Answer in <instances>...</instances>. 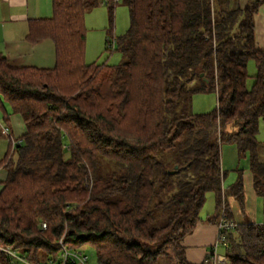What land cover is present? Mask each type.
<instances>
[{
	"label": "trees",
	"instance_id": "obj_1",
	"mask_svg": "<svg viewBox=\"0 0 264 264\" xmlns=\"http://www.w3.org/2000/svg\"><path fill=\"white\" fill-rule=\"evenodd\" d=\"M263 2L52 0L51 17L30 21L27 39L53 43V68L12 67L0 55L3 119L15 114L24 126L23 145L2 161L0 246L28 264L58 262L61 237L92 248L97 264H189L181 241L206 195L215 224L221 209L231 221L226 196L243 197L241 174L223 189V144L248 156L264 198V50L253 26ZM118 4L129 18L115 37L120 63L86 64L85 13L105 6L112 24ZM210 93L215 109L194 113L193 96ZM226 242L228 264H264V224L236 225Z\"/></svg>",
	"mask_w": 264,
	"mask_h": 264
},
{
	"label": "crops",
	"instance_id": "obj_2",
	"mask_svg": "<svg viewBox=\"0 0 264 264\" xmlns=\"http://www.w3.org/2000/svg\"><path fill=\"white\" fill-rule=\"evenodd\" d=\"M249 1L229 0V5L243 9ZM51 15L52 0H0V55L10 66L53 68L55 65L53 43L48 39L34 42L27 39L28 23L32 20L50 18ZM253 26L255 47L264 50V2L253 15ZM3 113L4 109L0 108V190L6 178V169L2 161L11 151L10 136L21 137L24 133L23 122L18 115H9L5 122ZM259 142L261 143L259 156L264 160V142ZM220 162L221 170L225 173L223 189L226 190L236 181L238 174H241L242 199L229 195L225 198L231 221L235 225L264 224V198L255 192L248 156L240 157L235 145L223 144ZM215 216V199L213 194L209 193L206 195L194 230L181 241L187 263L202 264L207 257H211L218 236L217 224L210 221L216 219ZM216 253L223 255L224 248L218 247Z\"/></svg>",
	"mask_w": 264,
	"mask_h": 264
},
{
	"label": "rangeland",
	"instance_id": "obj_3",
	"mask_svg": "<svg viewBox=\"0 0 264 264\" xmlns=\"http://www.w3.org/2000/svg\"><path fill=\"white\" fill-rule=\"evenodd\" d=\"M104 13V16H103ZM129 25L128 12L126 7L118 4L114 10L113 23L110 24L109 16L105 6H99L88 10L84 16L85 29V51L84 62L96 65H117L121 61L118 51H110L106 46L107 36L118 37L125 33ZM112 31L113 33H110ZM112 34V35H111ZM116 49V48H115ZM247 88H251L256 67L253 60H249L246 66ZM217 97L215 93L197 94L192 99L194 113H207L215 109ZM258 140L264 142V119L259 122ZM66 148V146H65ZM88 256L90 264H97L96 255L92 248H82ZM221 252V251H220Z\"/></svg>",
	"mask_w": 264,
	"mask_h": 264
},
{
	"label": "built area",
	"instance_id": "obj_4",
	"mask_svg": "<svg viewBox=\"0 0 264 264\" xmlns=\"http://www.w3.org/2000/svg\"><path fill=\"white\" fill-rule=\"evenodd\" d=\"M106 46L107 49L110 51H114L116 47L115 37L108 36L106 38ZM23 145V140L19 137H12L10 136V150L11 152L15 151L17 148ZM46 225L43 223L41 225V229H45ZM218 236L217 242L215 243L212 252H211V259L213 261L212 264H228L224 255H218L216 253L218 247L225 248L227 246L226 237L227 233L233 231L236 228V225L229 221L224 213V210L221 209L218 223ZM57 245L60 246V258L58 262H50L49 264H90L88 256L81 250V249H72L68 248L63 243V237L57 242ZM0 253L6 259V264H28L26 260L23 258L21 254L18 252L2 248L0 246ZM0 264H3L0 261Z\"/></svg>",
	"mask_w": 264,
	"mask_h": 264
}]
</instances>
